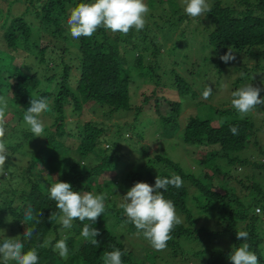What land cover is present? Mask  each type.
Listing matches in <instances>:
<instances>
[{"label": "trees", "instance_id": "trees-1", "mask_svg": "<svg viewBox=\"0 0 264 264\" xmlns=\"http://www.w3.org/2000/svg\"><path fill=\"white\" fill-rule=\"evenodd\" d=\"M7 1L8 4L13 2ZM20 1L25 4L20 14L12 12L9 6L5 14L0 11V95L6 96L9 104L7 131L3 138L7 152L15 155L23 144L38 138L23 121L31 98H47L51 111L45 113L49 117L55 112V118L45 126L43 142L36 146L30 161L20 166V183L15 184L11 176L0 175V244L8 239L20 240L25 252L32 248L37 250L39 264H103L104 254L114 248L126 251L123 264H144L141 254H133L131 247L125 245L127 234H136L137 229L132 223H126L119 200L137 181L154 185L158 175L161 178L179 176L183 186L179 189L169 186L164 192L165 199L174 202L177 214L183 219L167 242L168 256L179 261L176 257L180 254L181 259L192 261V264H231L232 249L247 242L259 257V264H264V181L259 180V177L264 178V143L260 145L256 139L264 125V117L256 120L249 113L241 118L232 105L212 106L209 117L188 116L181 124L182 101L172 102L162 93L144 90L139 94L138 105L130 101L136 68L149 82L161 78L169 80L172 90L181 99L196 95L194 74L199 73L200 68L196 72L193 70L197 69L198 62L191 61L193 70H188L187 55L178 61L172 56L164 55V58L161 52L165 47L163 38H168L182 22L190 21L179 1L144 0L150 13L140 32L132 30L123 36L100 28L93 37L79 39L71 37L67 20L72 8L93 0ZM208 2L212 11L201 17L207 23L202 44L210 48V53L205 55L200 48L202 54L199 55L202 62L209 60L219 67L217 71L209 69L206 72L209 78L206 76L203 84L197 87L201 92L209 87L213 73L217 81L222 78L221 69L227 63L219 57L228 49L235 57L264 58V0ZM164 59L168 64H162ZM263 63L261 59L251 71L245 70V75L237 78L234 84L245 83L252 80V76L262 74ZM185 75H193V81H187ZM157 96L170 106L168 115L157 110ZM84 107L101 108L107 116L134 111L136 122L144 110L149 112L152 108L158 115L162 137L174 141L179 138L189 155L204 152L201 158H193L197 169H184L169 157L156 154L125 173L134 160L112 143L106 147L102 145L108 142L102 139L106 131L104 124L79 119L73 127L67 126L65 111L71 109L81 113ZM230 125L238 126V135L229 131ZM252 141L258 146L259 158L242 155ZM89 158H93L94 163L87 164ZM10 161L12 158L8 155L4 171L9 170ZM242 167L250 168L251 173L236 175ZM58 180L70 183L73 191L106 195V210L91 225L100 230L96 238L100 242L98 245L93 246L80 235L84 223H90L87 220L73 221L70 229L49 221V215L59 210L55 201L48 198L47 189ZM189 185L193 193L189 192ZM29 205L34 213H43L38 216L39 224L35 221L21 223ZM194 206L201 211L194 213ZM105 222L110 228L103 226ZM24 228L34 229L30 240L23 237ZM236 231H246L247 241L237 240ZM140 237L145 242L144 237ZM65 238L69 253L67 258H61L53 247L56 241ZM182 238L199 243L198 249L185 253L180 246ZM46 240L51 243L41 247ZM155 258L152 255V260ZM0 264H4L2 258ZM9 264L14 262L9 261Z\"/></svg>", "mask_w": 264, "mask_h": 264}, {"label": "clouds", "instance_id": "clouds-1", "mask_svg": "<svg viewBox=\"0 0 264 264\" xmlns=\"http://www.w3.org/2000/svg\"><path fill=\"white\" fill-rule=\"evenodd\" d=\"M183 3V11L189 18H204L212 11V5L208 0H183ZM149 13L150 9L144 0H93L91 3H80L72 8L67 24L73 39L91 38L100 28L113 34L126 36L132 30L136 32L144 30ZM219 59L228 63L235 59V55L228 49L227 53L221 55ZM261 91H264V88L246 84L231 93V105L241 118L256 110L257 106L264 105V98L260 97ZM211 95L210 86L202 92L204 100ZM29 103L30 106L23 113V121L29 126V131L34 137L41 138L45 129V123L41 117L45 112L51 111L50 102L47 98L40 97L31 98ZM8 108L7 97L0 95V175L5 174L4 168L8 158L7 147L3 142L7 131ZM229 131L233 135L239 134L237 125H230ZM169 186L181 188L182 178L179 176L161 178L158 175L154 185L137 181L126 194L121 196L122 199L118 205L123 210L126 223H132L137 229L136 234L142 235L157 251L166 249L167 242L172 238V231L183 223V219L176 212L174 202L164 197V192ZM47 191L48 198L55 201L56 208L59 210L58 213L49 215V221H55L63 228L70 229L73 221L87 220L90 223H84L80 235L93 246L98 245L100 242L96 238L101 234L100 230L91 225L105 212L106 195L94 194L90 191H73L70 183L59 180L51 184ZM256 211L258 212L259 209ZM42 215V212L34 213L29 205L24 211L21 223L24 225L29 221H35L39 224L38 216ZM33 233L34 229L24 228L22 235L26 240H30ZM248 235L246 231H236L237 240L247 241ZM50 243L46 240L41 247H46ZM23 249L24 244L20 240H5L0 244V258L4 264H9V261L14 264H39V255L35 248L26 252ZM53 251L58 252L61 258H67L69 249L66 238L56 241ZM125 254L126 251L114 248L104 254L103 264H123L122 257ZM229 259L231 264H259V257L250 250L247 242L232 249Z\"/></svg>", "mask_w": 264, "mask_h": 264}, {"label": "rangeland", "instance_id": "rangeland-1", "mask_svg": "<svg viewBox=\"0 0 264 264\" xmlns=\"http://www.w3.org/2000/svg\"><path fill=\"white\" fill-rule=\"evenodd\" d=\"M0 1H3V3L0 4V11H3V14H5V10L8 9V6L15 14H20L24 10L25 4L20 0H18V2H14L13 0L12 3H9L10 5L8 4L7 0ZM178 1L183 10V0ZM189 19V22H182L179 28L175 30L171 35H169L168 38H163L162 41L165 47H163L161 52L163 57L164 55L168 56L169 58L172 56L174 58H178V61L182 60L185 55H187L188 70H193L190 64L191 61L196 60L198 62L196 66L197 69L193 70L196 72L200 68L199 73L194 74V80L196 81L194 85L196 95H191V98L184 97L183 99H181L176 95V91L172 90V86L169 80L161 78V80H152L151 82H149L141 77V70L139 68L134 69V80H132L133 82L131 84L130 94V101L133 105H138V101L141 99L139 94L142 90H144L146 93L152 91H155L156 93H162L169 98V101L172 102L182 101V108L181 112L179 113V121L181 124L186 122L188 116H199L203 118L209 117L208 115L212 111V106H215L216 108L228 106L231 107V93L246 84L251 83L254 86L264 88V68L261 69L262 74H257L251 77L253 81L248 79L245 83L239 82L237 85L234 84L237 78L245 75V70L251 71L253 68H255L256 64L261 61V59L264 60V58L262 57H239L240 55H236L234 60L227 63V66H222V78L218 79L217 81V76L215 75L216 73L212 74V80L208 82V86L212 88V95L207 100H204L202 98V92L197 87L203 84V80L206 76V79L209 78V72L206 73L209 69H214L215 71H217V68L219 66L218 64H215L209 60L206 62H202V60L200 59L201 56L199 55V53L202 52L205 55H209L210 53V48L207 45L202 44V41H205V36L207 34L205 30L207 23H205V20L202 18ZM1 22L2 17L0 18V23ZM179 33L183 34L180 35ZM151 61L154 63L155 59L152 58ZM167 61L168 60L163 61L162 64H168ZM261 67H264V63ZM192 76L193 75H185V78L187 81L191 82L193 81L191 80ZM260 95H263L264 98V91H261ZM156 99L158 101L157 110L159 111V113L168 115L170 113V106L168 105V103L159 96H157ZM250 113L257 118L256 120H261V118L264 117V105L257 106V109ZM41 118L44 121L45 126L48 124L50 125L53 121V118H55V112L49 117L46 115V113H44ZM138 118L139 121L136 122L134 120V111L114 112L110 116L103 115L101 108L90 109V107H84L81 113L73 112L71 111V109L65 111V119L68 123V127H73L74 123L79 119L93 120L105 125L106 131L102 139L108 142H104L102 143V145L106 147L107 145L112 143V146H114L115 148H121L124 155H126L128 158L131 157L134 160V163H132V167H128L125 173H127L128 170L137 167V164L146 161L147 157H153L156 154H161L169 157L173 161L178 162L184 169H192L194 171L195 169H197V165L193 162V160L201 158L204 152H196V154L194 153V155H189L187 154V152H185L184 144L180 141L179 138H175L174 141L172 139L162 137L160 133V126L158 123L159 120H157L158 115L154 110H152V108H150L149 112L148 110H144ZM263 127L264 125L261 126V130L256 134V139L260 145H263L264 143V133L262 132L264 131ZM117 128L119 131L118 133L116 132ZM43 138V136L41 138L38 137L35 141H29L28 143L23 144L18 150L17 156L9 154V151L7 152V155L12 158V161H10L9 170L4 171L5 174L3 175L5 176V178L11 176L10 179L15 184L20 183L22 174L20 173L22 171V168H20V166H24L28 160L30 161L31 154L34 152V149L37 145L42 144ZM3 142L6 145V141ZM257 149L258 146L252 141L249 143L248 148L244 150V152H242V155L243 157L247 158H259L256 153ZM19 154L22 155L20 156ZM92 163H94V159L89 158L87 160V164L90 165ZM249 173H251L250 168L242 167L238 170V172H236V175L240 176ZM117 175L118 177L120 176V170H118ZM259 180L264 181V178L259 177ZM229 181L230 179L227 180V182ZM127 189L128 187L125 190ZM188 189L190 193H193V187L189 185ZM119 201L121 202V199ZM188 204L190 205L191 202H189ZM192 209L194 213H198L201 211L200 209L195 208V206ZM199 215L200 214H198V216ZM102 224L103 226L110 228L108 223L105 222ZM207 226L212 227L213 225L207 223ZM125 240V245L131 247L130 251H132L133 254H141L140 257L143 258L144 264H150L151 262L152 264H154V262H156V264H180V262L181 264H192V261L187 262V260L181 259L180 254L176 257L179 261H177L176 259H172L168 256L167 252L169 249L167 248L163 251H157L153 249L146 239L145 242L143 241L140 235L138 236L137 234L132 233L130 235L127 234V238H125ZM180 246L181 249L185 250L184 252L186 253L192 252L194 248L198 249L199 243H196L189 238H182L180 239ZM152 255H155V260H152ZM184 257L188 258L186 257V255H184Z\"/></svg>", "mask_w": 264, "mask_h": 264}]
</instances>
